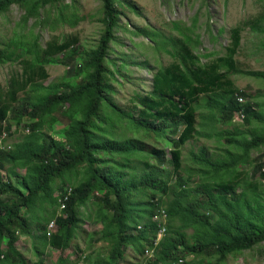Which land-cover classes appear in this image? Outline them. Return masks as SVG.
Listing matches in <instances>:
<instances>
[{"label":"trees","instance_id":"16d2710c","mask_svg":"<svg viewBox=\"0 0 264 264\" xmlns=\"http://www.w3.org/2000/svg\"><path fill=\"white\" fill-rule=\"evenodd\" d=\"M117 1L101 0L100 41L82 49L77 35L51 34L42 46L40 33L33 32L75 28L85 18L78 0H0V16L18 6L24 11L21 26L34 20L28 33L14 32L0 42V65L21 68L0 85V134L20 133L0 146V264L45 263L28 260L16 246L21 236L35 237L28 212L37 205L47 214L37 225L44 247L62 253L56 264H80L79 247L77 261L63 255L84 222L82 209L89 207L99 226L90 240L104 243L107 253L93 262L85 256L86 264H122L128 248L142 255L153 248L149 264H224L228 256L264 244V160L262 153L251 155L264 146V114L248 102L239 104L237 98L251 96L231 80L243 71L236 59L241 27L231 29L223 55L203 52L198 16L191 26L170 23L175 35L138 30L153 43L149 49L172 61L126 111L114 99L113 82L123 78L127 64L117 68L111 57L122 27ZM243 25L264 33V14ZM55 59L71 66L73 75L45 85L46 64ZM247 73L264 81V72ZM238 110L245 128H225ZM58 122L66 124L63 139L54 136ZM149 132L169 147L168 156L162 147L143 148L139 133ZM200 137L242 153L213 160L215 152L207 156L201 145L184 158V144ZM161 208L168 213V232L154 245L153 216ZM52 221L56 229L48 236Z\"/></svg>","mask_w":264,"mask_h":264},{"label":"rangeland","instance_id":"374dc122","mask_svg":"<svg viewBox=\"0 0 264 264\" xmlns=\"http://www.w3.org/2000/svg\"><path fill=\"white\" fill-rule=\"evenodd\" d=\"M117 4L122 11V27L117 32L118 39L117 43L112 46L114 53L111 57L117 62V68L127 61L122 73L123 78L117 76L119 81L113 82L115 88L114 99L124 110H133L135 95L150 92L154 73L162 65H168L172 61L169 55L164 53L158 55L152 49H149L153 43L145 36L139 35L138 30L150 27L168 35H175L177 31L171 28L170 23L181 22L191 26L194 18L198 16L199 21L196 31L201 35L203 52L217 51L220 55H223L225 48L230 44L231 29L241 27L240 48L236 59L241 64L240 67L243 71L241 74L231 76V80L238 90L251 96L248 100L242 99L239 104L245 106V102H248L246 105H249V109H256L264 114V81L247 73L248 71L264 72V33L252 32L249 26L243 25L246 21L264 14V0H122L121 2L117 1ZM78 5L80 6L79 12L85 18L75 28L59 27L54 33L46 29L42 30L40 27L33 29L35 34L40 33L42 46L50 39L51 34L61 35L62 37L77 35L78 46L82 49L98 46L104 26L101 21V0H78ZM23 14L24 11L21 8L12 6L7 14L0 16V42L8 41L14 36V32L28 33L32 29L33 19L29 20L25 27L21 26L20 20ZM143 42L145 46H139ZM75 50L77 49L75 48ZM114 67L113 64L110 65L111 69H116ZM20 69L19 66L14 64L0 65V85L2 87L6 86L11 73L15 70L20 72ZM46 70L49 78L44 82L45 85L61 82L63 78L68 79L73 75L71 66L60 63L58 59L46 64ZM259 104H261V107ZM232 122L230 126H225V128H233L234 126L245 128L242 126L239 116L233 115ZM65 127L66 124L61 122L55 125L54 136L57 139H63ZM19 135V132L13 134V137H9V134L6 135L7 144L10 145ZM139 135L142 139L143 148L145 146L162 147L165 149L167 156L169 155V147L158 139L155 134L149 132L148 134L139 133ZM220 141L218 143L214 138L204 139L202 137L190 139L183 146L184 158L190 149L198 150L201 145L207 147V156L215 152L213 160L226 161L231 159V155L242 153L240 149ZM217 147L218 149H216ZM220 149H224L225 153ZM261 153L264 160V146L258 150H253L251 155L255 158ZM151 159L154 160V158ZM245 168L250 169L251 166L246 164ZM21 171L24 172L25 170L21 169ZM41 208V205H37L28 214L33 220L32 223L34 222L32 229L37 232L34 243L44 246L46 239L42 237L37 225L43 223V220L47 218V214H42ZM92 211V207L82 209L84 222L81 224L77 238L72 242L70 248L64 252V257L68 256L71 260L77 261L76 252L79 250L77 247L82 250L83 256H90L91 262L95 261L98 255H106L107 251L102 247L105 245L104 243L96 244L90 240L92 234L99 231V226L93 222L94 212ZM91 212L92 218L89 219L88 216ZM55 229L54 226L53 230L55 231ZM16 246L26 257L28 256V260L38 261L42 259L45 261L44 264H56L59 256L62 255L60 251L45 248V253L39 254L40 256L37 258V256L34 257L25 253L22 242H17ZM34 251L37 255L39 251L42 253L40 247H36ZM151 258L152 256L137 254L131 248H128L122 264H149ZM84 260L82 258L79 262L86 264ZM224 264H264V244L261 243L252 249L244 250L239 255L228 256Z\"/></svg>","mask_w":264,"mask_h":264},{"label":"clouds","instance_id":"9594fccd","mask_svg":"<svg viewBox=\"0 0 264 264\" xmlns=\"http://www.w3.org/2000/svg\"><path fill=\"white\" fill-rule=\"evenodd\" d=\"M233 121V119H232ZM160 216L159 219H156V216ZM167 218H168V213L166 212V210L164 208L159 209L158 211L155 212L154 216H153V221L156 223L157 227H158V232H157V236L156 238L153 240V244L157 245L160 241V239L165 236L168 231H167ZM163 226L165 227V230L162 232V234H160V227ZM160 234V235H159ZM154 253L153 248H146L145 250V254L148 256H152ZM81 264V263H80Z\"/></svg>","mask_w":264,"mask_h":264},{"label":"crops","instance_id":"0c3cea01","mask_svg":"<svg viewBox=\"0 0 264 264\" xmlns=\"http://www.w3.org/2000/svg\"><path fill=\"white\" fill-rule=\"evenodd\" d=\"M36 235H37V232L34 230V234H33V236H35L36 237ZM35 237H29V236H21V238L19 239V241L18 242H22L23 243V248H24V251H25V253L26 254H29V255H33L34 257H36L37 256V258H39V256L41 255V254H44L45 253V251H44V249H45V247L44 246H42V245H36V243H34V241H35ZM20 247V246H19ZM36 247H40V250L42 251V253H40V251L38 252V255L36 254V253H34L35 251H34V249H36ZM46 248H50V247H46ZM58 251V250H57ZM40 254V255H39ZM28 257V256H27ZM85 257V256H84ZM83 257V258H84ZM32 261V260H31ZM35 262L37 261V260H34ZM33 261V262H34Z\"/></svg>","mask_w":264,"mask_h":264},{"label":"built area","instance_id":"2783aa9c","mask_svg":"<svg viewBox=\"0 0 264 264\" xmlns=\"http://www.w3.org/2000/svg\"><path fill=\"white\" fill-rule=\"evenodd\" d=\"M237 101L239 102V103H241V101H242V98H237ZM240 110H238L236 113H235V115L234 116H239L240 118H241V115H240ZM7 135V133L4 131V132H2V135H0V146H3V145H5V143L7 142V140L5 141V136ZM7 146H9L8 144H7ZM63 207H64V205H62L61 206V209H63ZM160 218V216H156V219H159ZM54 226H55V222L54 221H52L51 223H49V225H48V230H47V234H48V236H50V234L52 233V232H54ZM165 230V227H163V226H161L160 227V234H162V232ZM159 234V235H160Z\"/></svg>","mask_w":264,"mask_h":264}]
</instances>
